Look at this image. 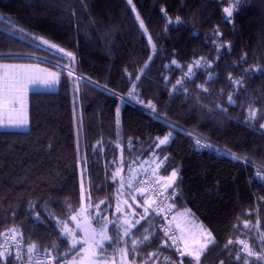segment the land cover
<instances>
[{"label":"trees","instance_id":"obj_1","mask_svg":"<svg viewBox=\"0 0 264 264\" xmlns=\"http://www.w3.org/2000/svg\"><path fill=\"white\" fill-rule=\"evenodd\" d=\"M231 3L0 0V61L36 62L59 73L56 91L28 95L26 131H0V237L17 228L26 260L52 253L60 264L68 262L78 246L71 248L61 227L70 225L69 217L83 205L82 173L93 211L116 222L122 168L123 190L139 203L140 220L123 241L130 249L132 239L145 234L151 239L139 246L135 264H187L190 258L180 256L160 228L161 215L150 208L140 219L145 199L152 201L132 190L126 178L135 163L157 180L177 170L176 183L164 192L176 236L174 213L189 209L214 239L201 264H241L235 258L238 251L246 256L236 243L241 240L261 254L264 180L256 173H264V0H245L226 22L224 8ZM40 37L71 56L41 44ZM249 106L257 112L252 122ZM169 133V142L156 147ZM197 138L212 147L198 148ZM163 157L167 160L157 168ZM108 234L115 239L114 223ZM229 240L234 243L226 249ZM105 246L111 258L113 246L109 241ZM127 259L131 263L133 254ZM247 259L264 264L256 256Z\"/></svg>","mask_w":264,"mask_h":264},{"label":"snow or ice","instance_id":"obj_2","mask_svg":"<svg viewBox=\"0 0 264 264\" xmlns=\"http://www.w3.org/2000/svg\"><path fill=\"white\" fill-rule=\"evenodd\" d=\"M128 4H132V0H127ZM245 2V0H232V3L229 7L224 8V12L226 14L225 20L226 22H231L229 18L233 16L234 10H237L239 6ZM132 10L135 12V7L133 6ZM165 15L167 13L165 12ZM137 21H139L141 29H144L145 32H147V29L144 26L143 20H141L139 14L136 15ZM176 22H180V18H176ZM169 23H171V20H169ZM23 31V29H21ZM34 39H37L34 37ZM40 40V43L43 45H46L49 48L56 49L59 52H64L63 49L57 48L55 44L50 43L48 40L40 37L38 38ZM149 43H151V38H149ZM221 46L223 44L221 43ZM153 52H155V45H153ZM65 56H71V53L64 52ZM175 64L176 61H173ZM195 66H199V61L194 62ZM147 67V65H145ZM69 75H72V72H69ZM192 73V67L190 66L188 69V72L185 73V76L190 78ZM59 78V73L54 71H49L48 69H40L34 66H24V67H15V66H9V65H0V127H19L23 126L27 123V117H26V110L24 107V101L25 96L24 93L27 89V85L29 83H37V82H43L45 84H55L57 83ZM137 80L140 79L139 76L136 77ZM232 83L239 84L241 81L238 80H231V77L229 78ZM180 83V81H178ZM133 91H135V85H133ZM229 103H234L233 97L230 95L228 97ZM148 107L153 109L155 111V106L151 103L148 104ZM257 117L256 109L252 106H249V115L248 120L249 122L255 121ZM262 128H264V124L261 125ZM171 134L169 133L168 136H165L163 139L158 138V144L155 145L156 147H159L160 145H166L169 142ZM195 145L198 148H210L212 147L207 142L201 140L200 138H197L195 140ZM232 159L234 160H242L243 157L237 156L235 154L229 153ZM167 157H163V159L160 161V164H157V168L163 164V161H166ZM257 177L261 180H264V173H262L259 169L256 173ZM177 178V170H173L171 172L170 176H164V177H158L157 183H159L160 179H163L166 181L161 187L162 191H158L157 195H163V192L167 191L168 188H172L173 185L176 182ZM175 190H173L172 195H174ZM141 195H143V191L141 190ZM102 203V202H101ZM126 203V202H125ZM155 201L149 202L148 199H145L144 204L147 205V207L144 208L145 215H142L140 219H145L146 214L149 212V209L151 208L153 212H155L157 215H159L162 211H164L163 208L157 206L153 207V204ZM69 211H74L72 209V206L69 205ZM83 211V210H81ZM117 211H121L119 203L117 205ZM187 213L181 214L186 215ZM71 219L73 221L77 220V216H71ZM115 224V230L116 235L115 239L113 240L112 237L108 234V225L109 224ZM140 220H136L134 223L131 222L127 218H123L122 220H118L117 222L104 220V222H97V228H92L90 225L88 227H84L83 231L85 232L86 239L84 240H77L76 239V233L67 227L66 224L62 226V233L65 237L68 238L71 244V248L75 249L77 247V244H87L88 248L86 249V256L80 257L79 253L72 257L73 264H76L78 260L87 259L88 264H108L110 260V255L108 253V250L105 246V241H109L110 245L113 246V256L115 252H119L122 260V264H129L128 261V255L131 253L133 254V260L131 264H135V258L134 254L139 251V246L145 243H151L150 235L145 234L142 236L141 239H132L130 241L131 248H128L129 241H123L124 247H116L120 245L121 243V237L122 236H132L134 235L131 233V228L135 227L136 224H139ZM259 221H257V225L254 227H258ZM77 227H82L80 224H77ZM179 228V224L177 225ZM245 228H250V222H245L244 224ZM11 231L15 232V229H12ZM145 233L148 232L147 229L144 230ZM165 236H169V230L164 229ZM201 236L204 237L203 242L197 241L196 243L199 244L198 247H191L187 240L181 235L177 237L174 233L169 236V239H172L173 241H183L184 247L181 248L178 244L175 245L177 253L184 257L187 256L190 259L187 261V264H201V256L204 254V252L207 250L208 246L210 244L214 243V239L212 237V234L210 232H206L205 230L201 229ZM260 240H261V248L260 253L257 254L256 251H254L251 247H249L248 243L245 241H236V243L241 244L242 250L244 253H246V256L242 257L239 254V251L236 255V260L241 261V264H249V261L247 257L256 256V259L258 261H264V233L260 234ZM234 241L229 240L227 244H225V248L227 249L229 245L233 244ZM53 247H56L54 245ZM33 251H35V245H32L28 248V253L31 254ZM11 253L7 250L0 251V261L3 262V264H9V257H11ZM152 255H156V253H153ZM16 260L22 259V256L17 253ZM64 264H68L67 260L64 262ZM172 264H186L184 260H179L172 262Z\"/></svg>","mask_w":264,"mask_h":264},{"label":"rangeland","instance_id":"obj_3","mask_svg":"<svg viewBox=\"0 0 264 264\" xmlns=\"http://www.w3.org/2000/svg\"><path fill=\"white\" fill-rule=\"evenodd\" d=\"M77 88H75V93H76ZM77 117H80L78 110H77ZM117 117L119 118V112ZM78 132V138H79V143L81 140V126H78L77 129ZM80 147V146H79ZM177 181V180H176ZM81 193H82V198H83V205L79 207V209L71 216H77V220L73 221L71 219V216L69 217L70 220V225H67L65 222L64 224L67 225L68 228L72 229L76 233V239L77 240H84L86 239L85 237V232L83 231L84 227H88L89 225L92 228H97V222H104V220H109V216H101L99 212L93 211L89 204V188H88V181L87 177L85 174L82 173L81 175ZM162 183V182H161ZM176 183V182H175ZM174 186V185H173ZM124 199H123V197ZM132 197V196H131ZM129 199V200H128ZM126 202V203H125ZM137 200L132 197L130 198L126 196L125 190L120 188V197H119V206L121 211H117V206H116V214H117V220H122L123 218L129 219L131 222H135L136 220L139 219V217H136L138 214L137 211H135V207L138 206ZM118 205V204H117ZM83 210V211H81ZM187 213L186 215H181ZM177 220V224H179V233L180 236L182 235L185 240H187L188 244L191 247H198L199 244L196 243L197 241L203 242L204 237L201 236V229L205 230L208 232L205 228H203L196 220L194 217H192L189 209H185L179 212H175L173 216ZM110 221H113V219ZM77 224H80L82 227H77ZM110 225V224H109ZM108 225V226H109ZM61 233H62V227H61ZM63 234V233H62ZM123 237H121V243L123 245ZM70 243V241H69ZM182 244L184 246V243L182 241ZM71 245V244H70ZM78 246V253L80 257H85L86 256V249L88 248L87 244H77ZM124 247V245H123ZM68 264H73L72 258L68 261ZM76 264H88L87 259L83 260H78ZM108 264H122L121 256L119 252H115L114 256L111 254V258L108 262ZM129 264H131L129 262Z\"/></svg>","mask_w":264,"mask_h":264},{"label":"built area","instance_id":"obj_4","mask_svg":"<svg viewBox=\"0 0 264 264\" xmlns=\"http://www.w3.org/2000/svg\"><path fill=\"white\" fill-rule=\"evenodd\" d=\"M126 178L131 182L132 190L138 192H141L142 190L149 196L151 201H155L153 204L155 207L159 206L164 209V211L159 214L161 215L162 219L160 228L162 230L168 229L169 236H171L173 233L175 234L172 218L173 208L167 205L168 197L164 192L163 195H157V192L162 191V189H160L155 175L150 171L139 170L137 164L131 163L126 174ZM12 229H15V232L11 231ZM170 240L173 242L174 247L177 244L181 247L179 240ZM4 250H7L12 254L11 257H9V260H11L12 264H60L57 262L56 256L52 253H47L40 259L26 260L24 238L22 233L17 228H7L0 237V251ZM17 253L22 256V259H15Z\"/></svg>","mask_w":264,"mask_h":264},{"label":"crops","instance_id":"obj_5","mask_svg":"<svg viewBox=\"0 0 264 264\" xmlns=\"http://www.w3.org/2000/svg\"><path fill=\"white\" fill-rule=\"evenodd\" d=\"M0 65H9V66H15V67H24V66H34L40 69H48L49 71H54L56 72L54 69L44 66L42 64L36 63V62H11V61H0ZM57 85H58V81L55 84H45L43 82H37V83H29L27 85V89L24 93L25 96V101H24V107L26 110V117H27V123L23 126H19V127H0V131H18V132H24L27 130L28 128V95L31 92H54L57 90ZM171 174H169L168 176H170ZM123 170L122 168L120 169V171L118 172V177L121 181L120 184V188L124 189V177H123ZM160 184H164L166 183L165 180L160 179ZM123 197V196H122ZM119 198V197H118ZM124 199V197H123Z\"/></svg>","mask_w":264,"mask_h":264}]
</instances>
